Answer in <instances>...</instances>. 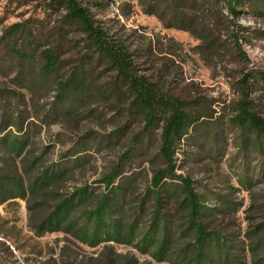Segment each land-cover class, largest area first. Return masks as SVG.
Listing matches in <instances>:
<instances>
[{
  "label": "trees",
  "instance_id": "1",
  "mask_svg": "<svg viewBox=\"0 0 264 264\" xmlns=\"http://www.w3.org/2000/svg\"><path fill=\"white\" fill-rule=\"evenodd\" d=\"M141 2L149 10L158 11L162 20L167 18L179 29L199 35L206 49L221 47L227 43L226 37L232 39L240 54L243 29L230 22L223 10L238 17L239 10L248 7L256 16L264 17V0ZM51 9L65 12V24L83 38L90 52L68 70L71 62L64 61L61 53L65 35L58 33L59 41L46 49L40 42L43 34L36 33L30 24H16L0 37V47L18 73L17 85L29 89L33 96L41 85L54 84L56 91L52 107L43 114L35 112L37 122L30 121L32 113L23 104L24 95L14 94L17 105L6 109L0 94V204L25 201L29 228L38 237L64 233L91 249L121 245L169 264H246L242 252L248 248L252 264H264V238L253 240L261 227L246 234L252 243L248 247L237 236L220 232L215 217L222 212L206 204L191 178L177 174V150L192 139V132L203 129L206 142L210 138L215 141L222 137L216 131L219 125L203 123L213 118L196 115L189 103L161 92L148 77L138 75L126 39L108 32L80 1L55 0ZM205 25L214 30H207ZM94 63L105 66L115 75L116 86L125 88L132 113L145 122V132L160 129L158 157L163 168L154 170L144 188L140 172H124L117 166L96 182L102 187L85 184L72 193H62L65 185L75 180V171L88 164L89 145L81 143L58 160H51L45 158L51 145L44 147L36 140L42 124L71 117L93 98L89 67ZM237 88L241 100L230 125L239 129L246 151L252 148L264 154V118L259 114L264 110V72L244 74ZM258 91L262 92L258 100H251L250 95ZM133 141L141 144L138 135ZM133 151V146L126 151L124 162L129 161ZM239 182L252 185L247 179ZM218 200L226 204L225 210H235L230 201L219 196Z\"/></svg>",
  "mask_w": 264,
  "mask_h": 264
},
{
  "label": "rangeland",
  "instance_id": "2",
  "mask_svg": "<svg viewBox=\"0 0 264 264\" xmlns=\"http://www.w3.org/2000/svg\"><path fill=\"white\" fill-rule=\"evenodd\" d=\"M54 1L0 0V37L16 24H30L36 33L43 34L40 42L42 49H46L54 46L58 33L65 35L61 53L64 61L71 62L70 70L90 51L83 38L65 24V12L51 9ZM78 1L89 8L94 20L108 32L126 39L138 75L148 77L161 92L189 103L196 115L213 118L203 123L219 125L216 131L222 137L215 141L210 138L206 142L203 129L192 132V139L180 147L183 151L177 150V174L191 178L206 204L222 212L215 217L220 232L237 236L245 247L252 244L246 234L251 235L257 226L261 227L260 232L253 240L264 238V154L252 148L246 151L239 129L230 125L241 100L238 82L246 73L264 72V17L256 16L248 7L240 9L238 17L223 10L230 22L243 29L240 54L232 39L226 37V44L206 49L199 35L179 29L167 18L162 20L158 11L149 10L141 0ZM206 27L214 30L212 26ZM89 71L95 89L93 98L71 117L42 124L36 140L41 146L51 145L45 157L51 160H58L81 143L89 145L88 164L75 171V180L67 183L62 193H72L85 184L102 187L96 182L117 166L124 172H140L144 188L154 170L163 168L158 157L160 129L145 132V122L132 113L129 94L116 86L115 75L105 66L94 63ZM17 74L0 47V94L4 106L15 108L14 94L24 95L23 104H27L33 116L30 121L37 122L35 112L43 114L54 103L55 85H41L33 96L29 89L17 85ZM261 94L253 92L250 99L257 101ZM259 114L264 118V110ZM136 135L141 144L133 141ZM131 146L133 154L124 162ZM240 179L250 180L252 185L244 186ZM218 196L230 201L235 210H225L226 204ZM28 216L25 201L0 204V264H169L158 263L149 254L142 255L121 245L91 249L64 233L38 237L29 228ZM242 255L246 264H252L248 248Z\"/></svg>",
  "mask_w": 264,
  "mask_h": 264
}]
</instances>
